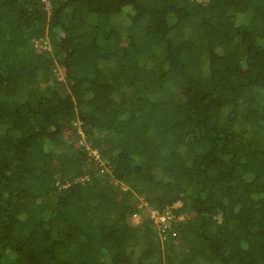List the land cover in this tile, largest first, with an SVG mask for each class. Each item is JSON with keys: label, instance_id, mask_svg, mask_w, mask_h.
Segmentation results:
<instances>
[{"label": "trees", "instance_id": "obj_1", "mask_svg": "<svg viewBox=\"0 0 264 264\" xmlns=\"http://www.w3.org/2000/svg\"><path fill=\"white\" fill-rule=\"evenodd\" d=\"M0 264H264V0H0Z\"/></svg>", "mask_w": 264, "mask_h": 264}, {"label": "clouds", "instance_id": "obj_2", "mask_svg": "<svg viewBox=\"0 0 264 264\" xmlns=\"http://www.w3.org/2000/svg\"><path fill=\"white\" fill-rule=\"evenodd\" d=\"M177 203H180V205H176ZM141 206L146 208L147 212H151V217L154 219L155 222V230L160 235L161 232L167 231L166 229L168 227H173L174 223L182 218H184V214L177 215L174 211V209L182 206V202L178 201L172 206H167L163 210H160L158 208H151L149 207L148 203L146 201L141 202ZM141 213H136L133 217H139ZM158 219V220H156ZM161 236V235H160Z\"/></svg>", "mask_w": 264, "mask_h": 264}, {"label": "rangeland", "instance_id": "obj_3", "mask_svg": "<svg viewBox=\"0 0 264 264\" xmlns=\"http://www.w3.org/2000/svg\"><path fill=\"white\" fill-rule=\"evenodd\" d=\"M122 19H123V17H122ZM114 20H116V19H114ZM91 152H92V154L97 155L96 149L92 150ZM176 205H180V203H177ZM146 213L149 214V212H147L146 208H144L142 215H139V217H132V219H131L132 223H136V224L140 223V221L143 219V217L146 215ZM150 215H151V212H150ZM156 220H158V219H156Z\"/></svg>", "mask_w": 264, "mask_h": 264}, {"label": "bare ground", "instance_id": "obj_4", "mask_svg": "<svg viewBox=\"0 0 264 264\" xmlns=\"http://www.w3.org/2000/svg\"><path fill=\"white\" fill-rule=\"evenodd\" d=\"M217 220V219H216Z\"/></svg>", "mask_w": 264, "mask_h": 264}]
</instances>
